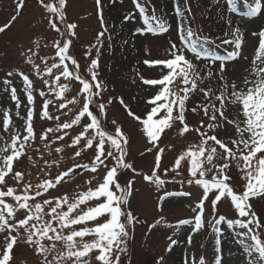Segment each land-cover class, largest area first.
Instances as JSON below:
<instances>
[{
  "label": "snow or ice",
  "instance_id": "obj_1",
  "mask_svg": "<svg viewBox=\"0 0 264 264\" xmlns=\"http://www.w3.org/2000/svg\"><path fill=\"white\" fill-rule=\"evenodd\" d=\"M38 2L49 12L56 14L55 19L48 18V24L50 29L61 37V39L53 38L52 40L54 57L51 63L48 57H40L41 64L35 63L33 56L38 53H33L32 49L28 50L31 54L27 55L26 63L31 66L34 76L47 86V93L39 90L38 94L42 98L48 94H55L56 97L61 98L60 109L68 108L70 104H79L74 117L68 122L61 123L59 116H53L49 112V106L53 104V100L44 99L40 112L41 119L55 120L57 123L55 127L44 129L40 139L48 141L49 135L52 134L55 140L62 141L69 135L67 130L80 125L82 130L71 138L69 147L78 149L74 153L76 157H80L85 150L93 149L94 156L90 163L74 164L66 171L60 172L54 179H44L35 185L24 182L25 172L15 170L14 162L27 155V149L31 148V142L36 139L34 93L37 92V88L30 74H25L22 70L6 73L3 84L10 92L11 100L16 103L17 110L21 107V102L17 95V88L12 85L10 77L18 75L22 79L23 92L28 103L23 132L15 128L9 111L6 110L3 113V134H0V141L3 142L0 143V234H5V245L0 250V264H12L13 249L18 242L33 248L35 254L41 257L40 264H91V254L94 251L98 253L95 256L97 264H121L122 254L128 250L130 229L139 222L129 206L133 180H128L125 185L118 179L121 169L136 171L131 163L126 162L129 139L122 125L115 119L111 121L113 125L111 130L100 119L101 115H106L107 105L99 99L105 89L103 81L98 78L99 47L91 46L96 47V57L91 59L86 73L81 74L78 61L70 54L72 41L69 37L75 35L74 30L77 25L66 20V12L63 9L66 7L67 0H59L60 9L45 3V0H38ZM133 2L135 8L144 14L143 19L146 25L144 29H137V33L163 34L170 30V24L162 16L156 15L155 5L151 4V0H147L152 8L151 16L147 14V9L140 0H133ZM23 4L24 0H18V12ZM96 5L103 28V31L98 33L97 41L102 44L101 37L105 35L107 28L104 27L101 0H96ZM174 11L178 14L180 12L178 0H175ZM261 11H264V0H255L254 6L249 5L248 15L255 18ZM133 18L134 16H125L124 20L127 22ZM15 19L16 16H13L12 20ZM8 26L0 27V32ZM177 33L180 44L178 46L176 42L170 41L166 58L143 61L149 68L160 69L158 78L140 76L144 85L158 89L155 94L145 100L149 110L141 116L126 105L123 98H120L119 102L128 116L141 125V131L151 145L146 149L147 152L157 149L161 135L166 129H172L177 124L180 125L181 137L190 131L198 133L199 143L189 145L185 151H182L175 158L172 167L164 169V174L181 169L183 163L187 166L189 173L188 183L202 186L203 195L197 205L199 213L194 217L196 230L202 227L205 201L209 200V193L214 195L211 199L214 213L222 198H230L238 218L228 219V226H238L243 229L244 231L238 235L247 237L251 241L248 245L249 255L258 254L253 257L251 264H264V238L259 231L264 229V224L261 223L260 217L250 203L251 198L264 194V66L256 64V61H260V64L264 65V29L259 32L260 42L250 73L252 78H243L242 86H238L235 81L229 83L225 75L226 62L241 57L242 39L223 40L224 44L234 45V50L230 51L227 57L220 58L223 62L220 63L218 72L214 73L211 65L201 68L194 62L199 61L204 55L197 34L190 27L186 28L182 24L177 26ZM237 33H239L238 27L233 30L232 35L236 36ZM109 39H111L110 36ZM203 42L214 43L210 37H203ZM35 43L36 48L39 49V41ZM186 53H191L194 59L189 58ZM88 55L90 50L85 53V56ZM146 55L150 53L146 51ZM62 78L68 82L62 83ZM206 79H216L220 82V88L215 93L211 87L200 89L206 98H209L210 94L214 95V99L219 102V107L215 103L202 106L197 104L192 107L190 110L193 113L202 107L204 115L213 122L207 124L206 130H202L205 127L203 121L198 127L191 128L186 120V113L189 110L187 101L190 93H194L197 89V81L203 82ZM73 80L81 85L78 92L79 100L77 96L68 99L66 95L70 90V82ZM107 103L111 104L112 99L110 98ZM228 105L240 106L237 113L238 119H229L225 115ZM210 107L211 115H209ZM217 113H219V119ZM15 115L20 118L19 111ZM223 121L235 126L236 139L226 141L218 138L217 128L226 131L222 128ZM57 133L63 134L57 135ZM5 136L9 137L10 143L4 139ZM217 146L223 151L218 152ZM63 150L62 147L55 148L57 153ZM164 151L163 148L158 149L151 175L144 176L146 181L154 183L158 188L165 183L161 175L157 174ZM44 163L45 166L49 165L47 160ZM52 163L58 164L59 161ZM233 164L242 173L241 180L245 181L243 192H236L232 187V177L229 172ZM101 167L105 169L103 176L98 179L96 175H92L86 181L89 185L87 190L73 195L65 192L62 195L37 200L49 190H55L65 178L74 174L76 169L89 170L96 174ZM208 173H212L210 179L206 178ZM177 175H179L178 171ZM7 177H11L17 184H23L22 189L18 190L9 185ZM94 180H97L95 187L92 186ZM170 195L172 194L165 192L159 199L163 200ZM92 201H95L94 206L82 207ZM21 212L22 216L19 215ZM225 219L223 215H220L215 220V225H219ZM89 223L92 226H88ZM189 223L192 221L188 219L178 222V224ZM215 231L219 232L220 229L215 228ZM89 236L92 239L85 240V237ZM169 239L171 244L168 251H171L177 241L171 237ZM216 251L219 252V248ZM220 262L221 258L217 255L215 264ZM157 264H160V260ZM185 264H188L187 260Z\"/></svg>",
  "mask_w": 264,
  "mask_h": 264
},
{
  "label": "rangeland",
  "instance_id": "obj_2",
  "mask_svg": "<svg viewBox=\"0 0 264 264\" xmlns=\"http://www.w3.org/2000/svg\"><path fill=\"white\" fill-rule=\"evenodd\" d=\"M45 3L60 9L59 0H45ZM140 3L145 5L147 14L151 16L152 8L147 0H140ZM174 3L175 0H151V4L155 5L156 15L162 16L170 24V30L163 34L145 32L141 35L136 30L146 27L144 14L135 8L133 0H101L104 27L107 28V32L101 37L102 44L97 41L98 33L103 31V28L96 0H67L66 7L63 9L66 12L67 22L77 25L74 30L75 35L69 37L72 41L70 54L78 61L81 74L86 73L91 59L96 57V47L91 46L96 45L100 49L98 78L103 81L105 89L99 99L107 105L106 115L100 117L101 122L111 130L113 128L111 121L115 119L122 125L129 139L126 162L131 163L136 171L121 169L118 179L125 185L128 180H133L129 206L139 222L130 229L128 250L122 254L121 264H157L158 260L160 264H185L186 260L188 264H215L217 255L221 258L220 264H251L253 257L258 256L256 253L249 255L248 245L251 241L247 237L238 235L244 231L243 229L238 226L230 227L227 224L228 219L238 218L230 198H222L214 213L211 207V199L214 195L209 193V200L205 201L202 227L196 230L194 217L199 213L197 205L203 195L202 186L188 183L190 177L187 166L183 163L181 169L164 174V169H170L175 158L182 151H185L189 145L199 143L198 133L190 131L181 137L179 135L180 125L177 124L172 129L165 130L158 141L157 149L147 152L146 149L151 145L141 131V125L128 116L119 99L123 98L124 103L138 115L143 116L149 110L145 100L155 94L158 89L144 85L140 76L158 78L160 69L158 67L149 68L143 61L166 58L170 41L176 42L179 46L177 26L181 24L186 28L190 27L201 41L200 47L204 55L199 61L194 62L198 63L201 68L211 65L214 73L218 72L220 63L223 62L220 58L227 57L228 53L234 50V45L224 44L223 40L242 39L241 57L226 62L225 73L229 83L235 81L238 86H242L243 78H252L250 73L260 42L259 32L264 29V11H261L255 18L250 17L248 15L250 4L246 0H178L180 8L178 14L174 11ZM17 4L18 0H0V27L9 25L3 32H0V134H3V113L6 110L12 115L15 128L23 132L28 103L23 92V81L18 75L9 78L12 80V85L17 88V95L21 102L18 110L16 103L11 100L10 92L3 84L6 73L9 71L16 73L22 70L25 74H30L37 88V92L34 93V128L37 135L36 139L31 142V148L27 149V155L14 162V168L25 172L24 182H31L35 185L44 179H54L60 172L66 171L74 164L90 163L94 156V149L85 150L80 157H76L74 153L78 149L69 147L71 138L82 130L80 125L67 130L69 135L65 136L62 141L55 140L52 134L49 135L48 141L40 139V134L44 129L55 127L57 123L55 120L41 119L40 112L44 99L53 100V104L49 106V112L53 116H59L61 123L68 122L74 117L79 104H70L68 108L60 109L59 103L62 100L55 94H48L44 98L39 96V90L47 93V86H44L42 81L34 76L31 66L26 63V58L31 54L28 50L32 49L33 53H38L33 56L35 63L41 64L40 57H48L49 63L53 62L54 48L51 43L53 38L61 39V37L50 29L48 18L55 19L56 14L41 6L38 0H24L19 12ZM13 16H16L15 20H12ZM125 16H134V18L125 22ZM236 27L239 28V33L233 36L232 33ZM203 37H210L214 43L203 42ZM37 40L40 44L39 49L36 48ZM89 50L90 55L85 56ZM146 51L150 55H146ZM186 55L194 59L191 53H186ZM256 64L264 66L260 64V61H256ZM61 82L68 81L62 78ZM80 87L78 81H71L70 90L66 94L67 98L77 96L79 100ZM208 87H211L215 93L220 88V82L216 79L197 81V89L194 93H190L186 120L191 128L198 127L203 121L205 127L202 130H206L207 124L213 122L204 115L202 107L196 113L190 110L197 104L202 106L215 103L219 107V102L214 99V95L210 94L209 98H206L200 91ZM110 98L112 103L108 104ZM239 108V105H228L225 115L229 119H238ZM17 111L20 113V118L15 115ZM211 114L210 107L209 115ZM216 115L219 119V113ZM222 128L226 131L217 128L218 138L226 141L237 138L233 124L223 121ZM62 134L57 133V135ZM4 139L10 143L9 137L5 136ZM0 143L3 142L0 141ZM57 147H62L63 152L57 153L55 151ZM159 148L165 151L162 154L161 167L157 170V174L161 175L165 183L158 188L154 183L146 181L144 176L151 175ZM217 150L218 152L223 151L219 146ZM46 160L49 162L48 166H45L44 161ZM53 161H59V163L54 164ZM104 172L103 167L96 174L89 170L76 169L74 174L65 178L55 190H49L37 200L62 195L65 192L73 195L85 191L89 187L86 181L92 175H96L99 179ZM229 174L232 177L234 191L243 192L245 181L241 180L242 173L234 164ZM211 175L212 173H208L206 178L210 179ZM6 179L9 185L18 190L22 189L23 184H17L11 177ZM96 183L97 180H94L92 186L95 187ZM165 192L172 195L160 200L159 197ZM250 203L260 217L261 223L264 224V194L251 198ZM94 204L95 201H92L82 207L86 208ZM19 215L22 216L23 213ZM220 215L226 219L219 225H215V220ZM185 219L191 220L192 223L178 224L179 221ZM88 226H92L91 223ZM215 228H219L220 231L216 232ZM259 231L264 238V229ZM4 235L0 234V250L5 245ZM169 237L177 241L171 251H168L171 244ZM91 239V236L85 237V240ZM217 248L219 252L216 251ZM97 254L95 251L91 254V264H97L95 259ZM40 260L41 257L35 254L33 248L23 242H18L14 246L12 264H40Z\"/></svg>",
  "mask_w": 264,
  "mask_h": 264
},
{
  "label": "bare ground",
  "instance_id": "obj_3",
  "mask_svg": "<svg viewBox=\"0 0 264 264\" xmlns=\"http://www.w3.org/2000/svg\"><path fill=\"white\" fill-rule=\"evenodd\" d=\"M248 4H255V0H246Z\"/></svg>",
  "mask_w": 264,
  "mask_h": 264
}]
</instances>
